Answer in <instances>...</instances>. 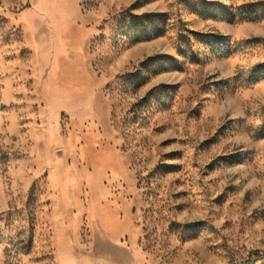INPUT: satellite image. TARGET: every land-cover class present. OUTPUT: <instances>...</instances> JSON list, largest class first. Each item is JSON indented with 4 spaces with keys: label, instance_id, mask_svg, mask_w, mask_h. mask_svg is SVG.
Masks as SVG:
<instances>
[{
    "label": "rangeland",
    "instance_id": "obj_1",
    "mask_svg": "<svg viewBox=\"0 0 264 264\" xmlns=\"http://www.w3.org/2000/svg\"><path fill=\"white\" fill-rule=\"evenodd\" d=\"M0 264H264V0H0Z\"/></svg>",
    "mask_w": 264,
    "mask_h": 264
},
{
    "label": "trees",
    "instance_id": "obj_2",
    "mask_svg": "<svg viewBox=\"0 0 264 264\" xmlns=\"http://www.w3.org/2000/svg\"><path fill=\"white\" fill-rule=\"evenodd\" d=\"M162 16L156 14H145V15H133L128 17V21L123 20L126 24L127 32L125 35L134 39V41L151 40L153 38L163 35L161 19ZM215 48L221 47V42H215ZM218 43V44H217ZM220 52L219 48L216 50ZM156 58H152L149 61L154 62ZM261 67V66H259Z\"/></svg>",
    "mask_w": 264,
    "mask_h": 264
}]
</instances>
